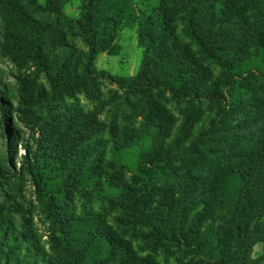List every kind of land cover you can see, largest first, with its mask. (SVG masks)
<instances>
[{
    "label": "trees",
    "instance_id": "obj_1",
    "mask_svg": "<svg viewBox=\"0 0 264 264\" xmlns=\"http://www.w3.org/2000/svg\"><path fill=\"white\" fill-rule=\"evenodd\" d=\"M69 2L0 0V53L42 76L0 68V185L26 173L49 226L0 198V264H256L264 0ZM127 27L142 63L112 75ZM13 112L36 126L19 167Z\"/></svg>",
    "mask_w": 264,
    "mask_h": 264
},
{
    "label": "rangeland",
    "instance_id": "obj_2",
    "mask_svg": "<svg viewBox=\"0 0 264 264\" xmlns=\"http://www.w3.org/2000/svg\"><path fill=\"white\" fill-rule=\"evenodd\" d=\"M140 1V0H136ZM83 0H70V2L64 7L66 14L77 17L81 10ZM120 51L117 55H109L107 53H99L95 60V65L104 69L112 75H134L139 69L142 63V48L137 43V30L136 28H124L119 35ZM80 43L79 41H77ZM0 68L4 74L5 83L11 87L17 84L19 76H29L36 78L38 81H42V76L36 77L33 68H25L15 64L9 58L3 56L0 53ZM84 101L82 100V103ZM12 120L15 122L16 131L20 137L18 144L17 155V167L24 154V142H31L35 135L36 126L34 119L21 118L17 112L12 113ZM0 138V148H2ZM7 195H15L18 197L19 202L23 205L27 211V215L32 217L38 231L47 237L49 226L43 219L42 214L39 211V203L34 195V187L29 180L26 173L17 169L15 175L8 181L0 185V198ZM264 244L258 242L253 249V257L257 259L256 264H264Z\"/></svg>",
    "mask_w": 264,
    "mask_h": 264
}]
</instances>
